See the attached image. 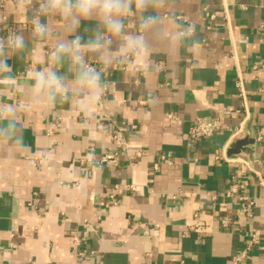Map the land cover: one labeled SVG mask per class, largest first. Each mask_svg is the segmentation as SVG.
<instances>
[{
    "label": "crops",
    "instance_id": "1",
    "mask_svg": "<svg viewBox=\"0 0 264 264\" xmlns=\"http://www.w3.org/2000/svg\"><path fill=\"white\" fill-rule=\"evenodd\" d=\"M9 3L0 0V38L22 35L26 47L8 58L15 83H0V264H234L251 234L258 241L237 264H264V136L248 154H225L233 138L264 130V0L133 8L124 36L141 33L142 14L159 17L143 32L147 46L114 61L99 100L70 90L51 105L33 99L28 72L52 66L56 41L86 42L97 25L73 34L59 15L41 17L51 32L40 40ZM38 7L31 0L28 17ZM205 118L222 130L191 141ZM108 153L115 161L101 162ZM240 195L256 202L251 218Z\"/></svg>",
    "mask_w": 264,
    "mask_h": 264
},
{
    "label": "clouds",
    "instance_id": "2",
    "mask_svg": "<svg viewBox=\"0 0 264 264\" xmlns=\"http://www.w3.org/2000/svg\"><path fill=\"white\" fill-rule=\"evenodd\" d=\"M31 0H15L9 3L10 9L32 25L34 38L46 40L51 32L48 23L42 22L41 17L59 15L65 22L69 33H76L83 21H94L97 25L86 42L75 34L70 40H58L49 56L52 66L42 70H30L26 77L25 86L30 90L36 102L44 101L54 104L57 97L67 98L69 91L86 90L88 99L99 100L103 91L102 77L106 70L118 57L127 56L129 52L143 50L147 42L143 32L159 22L157 15H141V33L135 36H124V19L131 15L133 8L142 13L157 6V0H39V7L31 17L27 11ZM194 25L192 29L194 30ZM113 37H123L122 46L114 49ZM25 39L22 35L9 34L7 39L0 38V83H15L10 75L8 58L10 53L22 52L25 49ZM92 52L98 58L99 67L90 65L86 60V53ZM67 66L73 79L68 82L67 77L59 70ZM7 112L12 115L15 108L7 106Z\"/></svg>",
    "mask_w": 264,
    "mask_h": 264
},
{
    "label": "built area",
    "instance_id": "3",
    "mask_svg": "<svg viewBox=\"0 0 264 264\" xmlns=\"http://www.w3.org/2000/svg\"><path fill=\"white\" fill-rule=\"evenodd\" d=\"M178 19H183L182 16H178ZM223 128L221 122L216 119V118H205V119H201L195 123H193L187 132V135L189 137V139L193 142H196L202 138H209L211 136H213L215 133H217L218 131H221ZM229 131L231 132L232 136H237L239 134V129H229ZM264 136V130L260 129L258 131H256L254 133V140L256 141H260L262 140ZM113 142L115 143L116 146L122 147L126 145V142L124 141V138L121 136L120 133H115L113 136ZM161 160H167L166 156H162ZM228 160V159H226ZM114 153H108L104 156V158L101 159V162L105 163V162H114ZM154 170H158L159 169V163L156 162L153 165ZM230 191L233 193H237L236 190V186L232 185L230 188ZM179 195L181 194V192L178 193ZM212 200H214L216 198V194L212 195ZM240 200H241V206H240V212L248 217L251 218L253 216V210L254 207L256 205V202L254 199L240 195L239 196ZM112 203H115V199L113 195H110V200L108 202H105V206H108ZM221 224L223 226H227L228 224V218H224L221 220ZM257 237L255 234H251L250 240L248 242V244L246 245V247L242 250V252L239 254V256L235 259L234 264L239 263L240 261H242L243 259H245L249 252L251 251L252 245L254 243H256Z\"/></svg>",
    "mask_w": 264,
    "mask_h": 264
},
{
    "label": "water",
    "instance_id": "4",
    "mask_svg": "<svg viewBox=\"0 0 264 264\" xmlns=\"http://www.w3.org/2000/svg\"><path fill=\"white\" fill-rule=\"evenodd\" d=\"M254 137L252 135L251 131H248V133L244 136V137H235L233 138V140L230 142V144L228 145L227 149H226V156L227 158H230L234 155H237L241 152L244 153H250L251 152V148H249L250 146H252L254 144Z\"/></svg>",
    "mask_w": 264,
    "mask_h": 264
}]
</instances>
